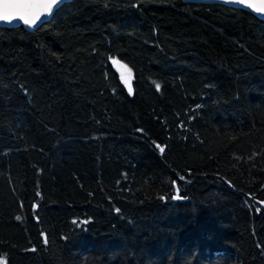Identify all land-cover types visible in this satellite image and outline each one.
I'll return each mask as SVG.
<instances>
[{"label":"trees","instance_id":"trees-1","mask_svg":"<svg viewBox=\"0 0 264 264\" xmlns=\"http://www.w3.org/2000/svg\"><path fill=\"white\" fill-rule=\"evenodd\" d=\"M0 257L264 264V21L73 0L0 28Z\"/></svg>","mask_w":264,"mask_h":264},{"label":"snow or ice","instance_id":"snow-or-ice-1","mask_svg":"<svg viewBox=\"0 0 264 264\" xmlns=\"http://www.w3.org/2000/svg\"><path fill=\"white\" fill-rule=\"evenodd\" d=\"M61 2L62 0H0V21L11 23L18 19L23 21L29 28H32L41 17L50 15L54 8ZM228 2L237 5H245L256 13H264V0H228ZM109 59L114 66H117L118 70L124 69L127 73V76L122 73L121 79L125 85L128 86L129 93L131 94L132 89L130 81L132 79V70L114 57H109ZM155 87L159 90L160 84L156 83ZM157 147L160 148L161 152L164 151L160 145H157ZM181 179H183V177H181ZM178 193L179 189H177V195L173 196L172 199H181ZM161 199H164V197H161ZM117 211L119 210L117 209ZM17 219H19V217H17ZM73 223H76V221H73ZM0 264H5V259L3 257H0Z\"/></svg>","mask_w":264,"mask_h":264},{"label":"water","instance_id":"water-1","mask_svg":"<svg viewBox=\"0 0 264 264\" xmlns=\"http://www.w3.org/2000/svg\"><path fill=\"white\" fill-rule=\"evenodd\" d=\"M71 1H73V0H62V2L54 8L53 12L50 15L41 17V19L39 21H37V24L34 27H32V28H29L27 25H25L23 23V21L18 20V19L12 21L11 23L0 21V28L10 29V28L22 27L26 31H34L37 28H39L41 25H43L44 23L48 22L50 20L51 16H52V14L60 6H62L63 4L69 3ZM183 1L184 2H188V3H197V4H221V5H225V6L231 7V8L242 9V10H245V11L253 14L258 19L264 21V13H256L252 9L247 8L245 5H242V4L241 5H237L235 3L228 2V0H183ZM114 69L119 74H122V73L125 72L124 69H119L118 70L117 66H114Z\"/></svg>","mask_w":264,"mask_h":264},{"label":"rangeland","instance_id":"rangeland-1","mask_svg":"<svg viewBox=\"0 0 264 264\" xmlns=\"http://www.w3.org/2000/svg\"><path fill=\"white\" fill-rule=\"evenodd\" d=\"M125 76H127V73L125 72V73H123Z\"/></svg>","mask_w":264,"mask_h":264}]
</instances>
